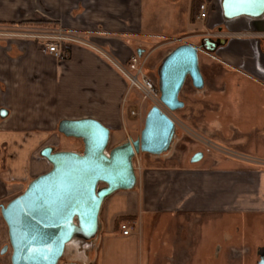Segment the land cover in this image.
Instances as JSON below:
<instances>
[{"label": "crops", "instance_id": "crops-1", "mask_svg": "<svg viewBox=\"0 0 264 264\" xmlns=\"http://www.w3.org/2000/svg\"><path fill=\"white\" fill-rule=\"evenodd\" d=\"M144 1L0 0V147L6 149L12 184L27 188L52 169L42 156L46 148L78 153L71 138L59 135L63 120H97L110 130L115 147L140 136L147 115L136 101L141 94L128 88L113 64L78 43L65 49L68 58L57 59L37 36L62 29L124 64L132 55L145 56L146 42L159 38L143 24ZM163 1L172 10L171 38L211 34L226 39L216 54L250 80L234 92L248 97L234 99L238 115L241 122L261 121L264 97L253 93L264 96V14L231 20L223 0H203L209 16L198 21L200 0ZM153 5L147 0V11ZM157 18L155 26L163 23L161 15ZM198 28L205 37L195 34ZM62 140L70 148L56 150ZM254 165L222 159L142 169L133 190L118 191L103 203L98 232L90 240L98 246L99 264H259L264 259V170ZM120 218L128 220L129 236L117 225ZM2 232L0 227V261L7 247Z\"/></svg>", "mask_w": 264, "mask_h": 264}, {"label": "water", "instance_id": "water-1", "mask_svg": "<svg viewBox=\"0 0 264 264\" xmlns=\"http://www.w3.org/2000/svg\"><path fill=\"white\" fill-rule=\"evenodd\" d=\"M222 8L227 19L256 18L264 14V0H223ZM225 44L226 39L205 37L200 47L182 44L163 59L157 70L158 88L160 102L167 110L174 113L184 108L180 95L188 79L196 90L205 87L200 52L213 54ZM58 132L81 140L84 151L43 150L42 156L52 169L1 207L12 247L11 264H60L74 239L94 238L104 201L118 191L136 187L135 157L166 153L175 137L176 123L161 108L153 106L140 136L108 153L111 132L97 120H63ZM202 157L198 154L192 162ZM6 252L7 247L2 253ZM259 264H264V259Z\"/></svg>", "mask_w": 264, "mask_h": 264}, {"label": "rangeland", "instance_id": "rangeland-1", "mask_svg": "<svg viewBox=\"0 0 264 264\" xmlns=\"http://www.w3.org/2000/svg\"><path fill=\"white\" fill-rule=\"evenodd\" d=\"M153 1L155 5H153L152 10H150L149 6L148 11L146 8L147 0L144 1L143 24L146 28L149 25L150 29L154 30L159 38H156L158 40L153 42H146V54L142 57V60L145 61V73L158 86L157 70L163 59L182 44H193L200 47L204 38H187L186 34H181L180 38L168 36L167 24L169 22L168 19L172 16V10L163 0ZM160 15L163 23H156L155 26V19ZM157 19L159 20V17ZM198 29L200 32L195 34L205 37V34L202 35V30ZM67 36L76 39L80 38V36L70 32L67 33ZM123 39L127 40L128 38H114V41ZM131 39L132 41L134 40V38ZM211 39L218 40L219 38ZM79 40H84V38ZM216 53L210 54L204 50L200 52V68L205 78V87L202 90H196L192 86L191 80H187L180 95V99L185 104L184 108L174 113L167 110L168 115L176 123V133L171 148L161 156L149 154L136 156L134 167L137 175L142 169L147 168L191 166L193 159L198 154H204L203 160L207 162L227 159L241 163H257V166H254L264 170V116L259 113L258 117L260 119L262 117V119L258 122L249 120L241 122L244 119L238 115L239 109L237 110L236 107L239 100H234L235 98H248L243 93L234 95V92H240L239 90L244 87L243 84L245 86L250 85V80L235 71L234 68L226 65ZM135 95L136 91H134L132 96ZM132 96L129 99L130 102ZM253 96L264 97L263 93L261 95L260 92L253 93ZM142 100L141 95L136 97V101L139 106L141 105L143 112L148 113L153 104L144 100L142 103ZM253 129H255L254 132ZM59 135L64 138L62 134L59 133ZM136 139H129L128 141ZM69 142L71 143V148L76 149L78 153L84 151V144L81 140L71 138ZM69 142L62 140L60 147L56 146V150L70 148ZM113 148L115 146L113 141H111L107 153ZM6 158V149L0 147V184L2 188L0 190V205L2 206H6L27 189L12 184L13 182L10 181L6 169ZM202 158L198 161L199 164H202ZM122 224H127V222ZM122 224L118 226L120 227ZM0 225L4 237L3 247L7 246V252L2 256L0 263L11 264L12 247L9 241L8 227L2 217L1 209ZM90 240L83 238L74 239L66 247L60 264H99L100 253L97 250L98 246Z\"/></svg>", "mask_w": 264, "mask_h": 264}, {"label": "built area", "instance_id": "built-area-1", "mask_svg": "<svg viewBox=\"0 0 264 264\" xmlns=\"http://www.w3.org/2000/svg\"><path fill=\"white\" fill-rule=\"evenodd\" d=\"M208 16L209 4L204 1L199 5L197 9L196 20L205 21ZM206 37L211 38L213 36L211 34H208ZM37 38L45 42L46 50L48 51V53L57 59L68 58L69 53L68 50L65 49L73 43H78L93 48L102 57H104L116 67V69L128 83L129 89L136 90L141 94V97L144 101H150L153 106H158L162 111L168 114L167 109L160 102V91L158 86L150 77L147 76L144 71L145 61L142 60L141 56L132 55L124 64L118 63L103 50L93 47L85 40H79L70 36L68 37L67 33L62 29L51 35H38ZM132 114L135 115V113ZM120 229L123 236H129L131 234V229L128 224H122L120 226Z\"/></svg>", "mask_w": 264, "mask_h": 264}, {"label": "trees", "instance_id": "trees-1", "mask_svg": "<svg viewBox=\"0 0 264 264\" xmlns=\"http://www.w3.org/2000/svg\"><path fill=\"white\" fill-rule=\"evenodd\" d=\"M202 1H203V0H200V1L197 2V3H198L197 9H198L199 5L202 3ZM30 24H33V25H35L36 27H42V26L45 25V23H43V22H34V23H30ZM202 74H203V73H202ZM127 221H128V220H127L126 218H120V219H118V221H117V225L122 224L123 222H127Z\"/></svg>", "mask_w": 264, "mask_h": 264}]
</instances>
